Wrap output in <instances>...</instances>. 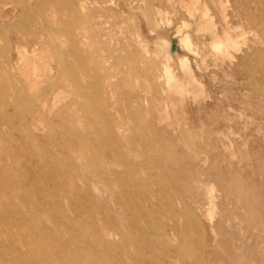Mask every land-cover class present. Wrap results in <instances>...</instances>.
<instances>
[{
  "label": "rangeland",
  "instance_id": "1",
  "mask_svg": "<svg viewBox=\"0 0 264 264\" xmlns=\"http://www.w3.org/2000/svg\"><path fill=\"white\" fill-rule=\"evenodd\" d=\"M105 1L0 0V264H264V0L126 5L112 70Z\"/></svg>",
  "mask_w": 264,
  "mask_h": 264
},
{
  "label": "bare ground",
  "instance_id": "2",
  "mask_svg": "<svg viewBox=\"0 0 264 264\" xmlns=\"http://www.w3.org/2000/svg\"><path fill=\"white\" fill-rule=\"evenodd\" d=\"M118 1L106 0L105 2L109 5L108 7H106V11H103L101 9H95L93 11V13H91V14H93V17H94L93 24L96 25L95 26V34H94L95 40L98 41V43L101 44L102 47L107 51V54H104V56H103V67L106 70H112V68L114 66L119 65V59H123V58L125 59L128 57V56H124L122 52H121L122 54L118 53L119 50L120 51L129 50L127 44H125L123 42V40H121L120 37H118V34L123 35L125 32V30L122 26L121 8L125 7L126 5H132V7H133L135 4H137V0H118ZM78 2H79V6L82 9H84V10L87 9V4H88L89 0H78ZM205 15L207 16V12H205ZM109 17H112L111 21L108 20ZM102 18H106V20L104 21ZM73 37H74V39L78 38V34L74 33ZM89 40H90V36H88L87 34H83L81 36V43L82 44H87L89 42ZM182 41L184 42V44L186 46H188L189 48H192L191 47V45H192L191 39H190L189 35L184 36L182 38ZM141 42L143 43V40ZM166 42H168V41H166ZM232 44H233V42L230 39H228V40L219 39V40L214 41L213 46L216 49L223 52V51H228ZM143 50L145 51V53H147V54L149 53V50H148L147 46H145V45H143ZM29 52L30 51L27 48L19 50V53L21 55V59H20V63H18L19 64L18 68L24 73V72H26L27 67L32 64L33 73L35 76H38L40 74L39 69H38V66H39L38 61H41L42 56L40 55V53H37L36 49H34L33 50L34 58L30 59ZM56 52H57V56H58L59 61H60V66H59L60 70H62V68H63L65 70H67L69 73H71L72 68L63 64L64 57H63V54H62L59 47L58 48L56 47ZM133 54L136 55L137 53L134 51ZM75 55L83 58V52H81V51H77ZM181 66L185 72L190 71V63H189V57L188 56H184L181 58ZM14 68H16V66ZM131 68H133L132 64H131ZM51 70H52V67H51ZM163 72H164V76H166L169 81L178 82V78L175 75V73L172 69V66L170 64L167 63L164 65V71ZM108 76H110V75H108ZM169 81L167 83H169ZM174 86H175V84H174ZM183 86L185 88V85H183ZM177 87L178 86H176V88ZM179 87L181 88V86H179ZM184 88H182L181 90H183ZM180 92L181 91H179V93ZM56 99H57V97H56ZM143 100L145 101L146 99H143ZM134 102H135L134 109L133 108L132 109L135 113H137V96H135ZM138 106H139L138 110L141 111L142 103H141L140 98H138ZM105 107L106 106H104V108ZM119 128L121 130L124 129L123 125H119ZM110 129H111V131H113L112 126L110 127Z\"/></svg>",
  "mask_w": 264,
  "mask_h": 264
}]
</instances>
